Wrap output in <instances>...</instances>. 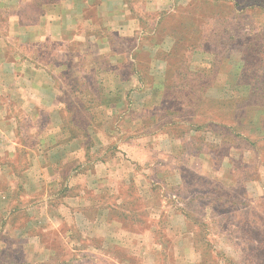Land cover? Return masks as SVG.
Masks as SVG:
<instances>
[{
    "label": "rangeland",
    "instance_id": "374dc122",
    "mask_svg": "<svg viewBox=\"0 0 264 264\" xmlns=\"http://www.w3.org/2000/svg\"><path fill=\"white\" fill-rule=\"evenodd\" d=\"M41 8L0 0V48L25 63L26 79L1 73L0 124L20 145L27 187L47 190L56 210L45 214L43 194L22 193L23 234L34 238L7 236L0 264H147V250L157 255L148 264H176L177 255L180 264H264V92L249 88L264 89V0H192L149 16L142 37H113L135 61L103 58L97 68V58L77 56L80 42L36 43L9 25L10 15L32 23ZM48 94L54 110L32 117L33 100ZM99 163L106 173L97 175ZM63 194L74 196L72 219L59 210ZM83 205L114 221L123 244L88 239L83 256ZM150 226L146 237L162 245H133L123 229Z\"/></svg>",
    "mask_w": 264,
    "mask_h": 264
},
{
    "label": "crops",
    "instance_id": "0c3cea01",
    "mask_svg": "<svg viewBox=\"0 0 264 264\" xmlns=\"http://www.w3.org/2000/svg\"><path fill=\"white\" fill-rule=\"evenodd\" d=\"M4 1L6 3L16 2L22 6L30 2L34 4L35 0H1V2ZM191 1L192 0H37L39 5L42 6V11L36 13L37 17L32 20V23L28 24L20 16L16 18L14 17V20L13 16L10 15L9 25L14 21L17 23L18 32L27 34V36L29 34L31 38H34L33 40L36 43H39L40 41L44 42L49 38L56 40L62 38L69 42V44L71 41L80 42L78 44L79 52L77 53V56L80 57L82 54H87L93 58H97L98 61L96 60L95 64V68H97L98 62L103 58H111L114 56L124 57L123 55L127 54L128 57L125 59L131 62L135 61V59L131 58L132 52H126L125 49H119L116 47L113 37H116L119 40L142 37L139 34L142 28V23L147 21V17L157 16L161 12L171 13L175 7L183 6L185 4L187 5ZM9 29L11 30V26H9ZM11 32L12 31L9 32L10 35ZM85 43H88V47L86 48L84 46ZM8 52L9 49L7 46L0 48V75L1 73L6 75V73H4L5 71L11 72L10 74L13 78H15V81L23 80L24 82L26 79L22 75L21 70L25 66H23L25 63H19L17 60L9 61L6 56ZM31 69L37 70L39 68L36 64H34V67ZM3 80L4 79H1L0 77V86L2 88L7 85V82H3ZM123 80V83H128L126 82V79ZM137 83L138 82L131 84L134 85ZM5 93L9 94L6 89ZM0 94L2 95V92H0ZM39 99L33 100L32 117H34L36 112H39L41 108L49 111H53L55 108L54 101L56 100L51 94L44 96V98L40 100ZM0 116L3 117L2 109H0ZM8 132V127L5 128L3 124H0V251H4V249L9 245L7 236H12L16 239L21 234L24 236L23 230L26 225L23 221H20V217L24 213L28 212L30 205L22 204V193H27L30 196H37V194L41 192L40 189H30L31 187H27L28 176L25 175L27 170H25L23 164L20 165L21 163H19L20 157L18 156V148H20V145L17 141H12L11 138H9ZM48 133H50V131ZM63 160L66 162L65 158ZM32 161L33 160H30V162ZM45 162H48L49 164V160L43 161V164L46 165ZM48 164L44 167L48 168ZM101 166H103L102 171H104V173H106L107 168H109V164L107 163L106 165L103 163L97 164V175ZM97 175H95V177ZM254 184L259 183L255 182ZM85 185L87 186V181ZM40 194H43V197L38 201L45 205L43 207L45 208V214H54L56 208L50 210L48 207V191L46 190ZM259 195L263 196L264 194L259 193ZM62 197L63 200L61 199L59 210L64 212L67 219L68 217L72 219L70 213H73V210L75 212V209L72 206L74 202L72 197L74 196H67L63 194ZM79 200L85 205V207L88 206L89 203L86 197L80 195ZM96 204H98V202H96ZM84 205L83 207L80 206L79 210L81 217L79 229L82 233V242L85 247L82 253L83 256L88 252L86 244V240L88 239L96 240V244H100L98 240H107L103 243V245L114 246L115 244H123L120 242V233L117 231L114 232V221H103L100 209H96L95 217H89L87 208H85ZM179 214L181 215V212ZM123 229L129 232V236H131L132 240L139 241H136L133 245L139 243V246L142 244L143 247L144 244H147L148 248H151L153 245H162L156 242V239L150 240L151 235H147L146 237V234L152 232L154 233L151 226L143 232L125 227H123ZM115 230H119V225L115 228ZM9 232L11 235H9ZM153 233L152 235H154ZM30 235L31 236H24V238H34L33 234ZM23 236L19 238L22 239ZM67 238L69 241H72L70 235H67ZM35 239L28 241L27 244L35 242ZM181 239L183 240L182 235L180 236V234H175V245L181 244ZM23 240L22 242H24ZM138 251H140L139 247ZM140 253L139 257L141 256ZM132 254L137 253L132 252ZM143 256L144 259H147V264L152 263L157 258V255L155 256L149 250H147ZM105 258L110 261H118L117 256L113 254H105ZM175 258L178 260L176 264H180L181 259H183L182 256L178 255Z\"/></svg>",
    "mask_w": 264,
    "mask_h": 264
},
{
    "label": "trees",
    "instance_id": "16d2710c",
    "mask_svg": "<svg viewBox=\"0 0 264 264\" xmlns=\"http://www.w3.org/2000/svg\"><path fill=\"white\" fill-rule=\"evenodd\" d=\"M260 84L261 83H258L256 81V82L252 83L249 88H250L251 91H254V92H260V93L264 92V89L262 91Z\"/></svg>",
    "mask_w": 264,
    "mask_h": 264
}]
</instances>
